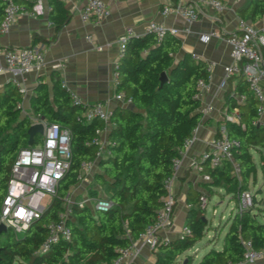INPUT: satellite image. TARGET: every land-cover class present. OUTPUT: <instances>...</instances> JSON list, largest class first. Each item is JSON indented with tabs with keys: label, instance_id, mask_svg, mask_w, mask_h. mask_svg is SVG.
I'll use <instances>...</instances> for the list:
<instances>
[{
	"label": "trees",
	"instance_id": "1",
	"mask_svg": "<svg viewBox=\"0 0 264 264\" xmlns=\"http://www.w3.org/2000/svg\"><path fill=\"white\" fill-rule=\"evenodd\" d=\"M6 1L0 0V19ZM47 1L49 19L58 31L72 13L62 0ZM255 4L254 19L264 13V0H256ZM117 72V91L131 97L132 104L111 113V154L100 158L96 156L98 144L92 139L104 123L97 119L80 121L83 107L71 102L70 93L58 78L53 76L51 89L46 82L37 84L30 102L32 114L71 129L72 162L60 181L58 194L43 215L21 235L10 231L0 235V264L16 261L18 264H113L120 250L155 220L166 193L164 180L172 171L174 159L180 156L185 138L201 121L198 81L207 80L209 72L205 61L195 59L192 53L181 52V40L170 32L161 39L151 32L130 36L124 55L118 60ZM232 78L225 90V106L229 111L237 106L241 119L223 122L229 137L236 141L232 148L233 161L240 173L239 176L233 173L231 161L211 167L208 160L202 161L201 172L210 176L207 186L222 187L239 202L241 192L257 183L254 151L259 152L264 171V124L260 121L258 100L248 90L246 80L238 75L234 83ZM235 93L245 94L246 99L239 102ZM21 100L15 86L8 85L0 91V208L7 194L13 162L19 151L28 146L31 118L22 114ZM84 160L97 163L99 170L94 172V178L106 184L105 193L112 206L93 211L89 205L74 204L69 219L72 239L41 251L48 234L47 224L63 208L62 198L77 183ZM91 191L92 196L99 193ZM200 196L196 195L197 203H191L187 214L189 231L159 243L153 251V260L146 264H173L205 236L206 207L201 205ZM249 247L257 250L264 247V219L254 208H237L230 217L221 247L210 248L195 264L237 263L244 260ZM185 264H194V258Z\"/></svg>",
	"mask_w": 264,
	"mask_h": 264
},
{
	"label": "built area",
	"instance_id": "2",
	"mask_svg": "<svg viewBox=\"0 0 264 264\" xmlns=\"http://www.w3.org/2000/svg\"><path fill=\"white\" fill-rule=\"evenodd\" d=\"M26 1L28 2L20 3L16 0H7L0 19V74L9 73L11 82L21 91H24L21 86V78L34 67L43 64L44 51L38 45L4 46L1 43V36L10 31L18 15L25 13L41 15L45 13L46 0ZM206 6L211 7L219 16L225 8V2L224 0H194L188 3H173L164 5L162 14L165 16L173 13L178 14L185 19L188 25H191L206 15L204 10ZM109 14L110 7L105 0H85L80 10V17L83 21L95 24L100 23ZM184 31L189 32V26ZM146 32L154 33L158 39H161L167 32L176 34L179 30L176 28L169 29L162 22L150 21L146 25ZM132 35L133 30L128 28L119 37V58L124 55L126 41ZM219 35L220 33L217 31H211L201 34L200 39L207 43L213 37ZM86 38L91 41L93 36L87 35ZM225 39L230 45L232 62L225 65L224 76L219 86L226 89L228 81L233 75H241L246 80L248 90L258 100V113L261 116L264 110V90L261 84L264 81V33L254 25L241 19L238 30L228 33ZM193 57L202 59L198 54H193ZM205 63L209 76L207 80L200 79L198 81L197 96L199 98L205 90L210 88L212 63ZM117 66L118 62L114 67L116 81ZM61 86L67 88L65 80H61ZM70 96L73 104L83 107L80 121L87 122L97 119L104 123L103 128L97 129V135L92 139V142L98 144L97 158L110 155L109 144L111 141L102 139V134L106 130V124L110 122L111 110L107 108L104 101L87 103L76 94H70ZM115 97L124 105L132 104V98L126 97L123 91H118ZM245 99V94L237 95L239 102ZM211 108V105H207L202 108L201 112L205 114ZM30 118V125L43 124L44 133L37 139L36 143L21 149L16 156L12 165L11 177L7 184V194L0 208V223L5 224L16 235L23 234L51 205L54 196L58 194L60 181L69 170L72 162L71 129L62 126L58 122H49L44 118L36 116H30ZM240 119L241 113L237 106L224 116V121L240 122ZM196 131L197 126L193 129L192 134L185 138L183 149L180 151L181 154L174 159L172 171L164 180L166 193L162 198L163 203L157 211L155 220L146 225L136 238H132L128 246L120 250V254L114 259L113 264H140L139 259L144 249H148L153 253L159 243L169 240V237L163 233L174 224V212L177 204L173 189L174 182L181 169L183 156L196 139ZM235 144L236 141L229 137L226 124L223 122L219 125L216 136L208 143L207 149L200 155L199 161L194 160L193 165L201 170V164L204 160H208L211 167H221L226 161H231L233 163V173L239 176L240 168L233 161L232 148ZM96 167L97 163L94 161H82L76 184L85 181L89 174H94ZM202 178L205 181L210 180L207 173H203ZM72 187L62 198L63 208L57 212L56 218L47 224L48 234L40 246L41 251H48L52 246L72 239V228L69 225V219L72 217L74 204L79 206L89 205L93 211L107 210L112 206L109 197L101 194L92 196L89 192L83 198L76 199L72 194ZM89 189L92 190V187ZM255 193L251 186L243 190L240 194L238 208H252L255 205L253 201ZM200 203L203 207L207 206V195L202 194L200 196ZM188 231L189 227L185 224L181 229V234ZM263 256L264 247L259 250L249 247L243 261L230 264H255Z\"/></svg>",
	"mask_w": 264,
	"mask_h": 264
},
{
	"label": "crops",
	"instance_id": "3",
	"mask_svg": "<svg viewBox=\"0 0 264 264\" xmlns=\"http://www.w3.org/2000/svg\"><path fill=\"white\" fill-rule=\"evenodd\" d=\"M62 1L72 16L58 31L49 19V5L46 0L44 14L18 15L10 31L1 36V43L4 46L38 45L44 51L43 64L34 67L21 78L24 91L17 87L22 96L20 107L23 115L34 116L30 102L36 86L43 81L51 89L53 76L58 78L60 83L61 80H65L68 92L80 96L87 103L104 101L111 111L128 106L115 97L118 91L114 67L119 60V37L128 28L133 30L135 36L144 35L146 25L150 21L162 22L169 29H178L179 32L173 35L181 40V52L192 53V56L198 54L202 57L201 60L212 63L210 88L200 97L199 111L202 116L197 125L196 139L183 156L181 169L174 182L173 189L177 200L174 224L163 233L170 239L176 238L186 224L191 203H197L196 195L205 194L210 197L218 190V187L207 186V181L202 178L203 173L193 165V161H199L208 143L216 136L217 128L223 123L225 114L229 112L225 106L226 89L219 86L224 76L225 65L232 62L230 45L225 37L228 33L238 30L241 19L264 33V13L256 19L253 18L256 0H224L225 8L219 16L211 7L206 6L204 8L206 15L188 25L178 14L163 15L162 8L164 5L188 3L194 0H105L110 7V14L100 23L95 24L83 21L80 17V10L85 0ZM188 26L190 31H184ZM211 31H217L220 35L213 37L207 43L201 41L200 35ZM87 35H92L93 39L88 40ZM99 46L101 48H98ZM236 76L238 75L231 77L234 83L237 81ZM261 84L264 90V81ZM8 85L15 86L10 80L9 73L0 74V91ZM238 94L240 93L234 94L236 98ZM207 105H211L212 108L204 114L201 111ZM260 121L264 124V110ZM110 130L109 122L102 134V139L105 141L109 140ZM262 151L264 154V148ZM255 162L258 168L257 180L260 177L264 179V173L259 168L260 157L255 158ZM96 170H99L98 166ZM76 185H78L77 193L82 194L83 197L88 194L90 187L102 191V184L97 182L93 173ZM153 258L154 254L144 249L139 263H149ZM255 264H264V256Z\"/></svg>",
	"mask_w": 264,
	"mask_h": 264
},
{
	"label": "rangeland",
	"instance_id": "4",
	"mask_svg": "<svg viewBox=\"0 0 264 264\" xmlns=\"http://www.w3.org/2000/svg\"><path fill=\"white\" fill-rule=\"evenodd\" d=\"M41 135L42 134H39L38 139L41 137ZM254 156L257 159L260 157L257 152L254 153ZM259 168L261 171H263L261 165L259 166ZM77 186L78 185H74L72 187V194H74L76 199H81L83 198V196L82 194L77 193ZM250 186L252 187L254 193L258 189H262V193L257 195V200L259 202L253 205L252 208L256 210L260 218L264 219V179L260 177L255 185L252 184ZM105 187L106 184H102V191L99 190V192H101V195H107V193L104 194ZM87 193L92 195V191H90V189ZM207 197L208 204L206 206L205 218L207 220L208 228L206 230L205 236L201 240H199L191 249L179 255L176 259V262H174L173 264H185L187 263L189 258H194L195 264L210 248L221 247L224 235L230 224V217L237 211L238 201L237 199H232L231 194H226L222 187H218V190H216L215 193H213L210 197L209 195H207ZM8 231L14 233L11 229H8ZM4 234L6 233H3L1 235L4 236ZM18 263L19 261H16L14 264ZM22 264L28 263L23 262Z\"/></svg>",
	"mask_w": 264,
	"mask_h": 264
},
{
	"label": "water",
	"instance_id": "5",
	"mask_svg": "<svg viewBox=\"0 0 264 264\" xmlns=\"http://www.w3.org/2000/svg\"><path fill=\"white\" fill-rule=\"evenodd\" d=\"M135 36V35H133ZM166 78V73L164 72L162 74V79L164 80ZM112 110L111 112H113ZM28 145H33L35 143V136L39 134L44 133V126L42 123H35L29 126L28 130ZM262 193V189H258L256 193L253 195V201L255 204H257L259 201L257 200V195ZM8 231V228L5 224L0 223V235L3 233H6Z\"/></svg>",
	"mask_w": 264,
	"mask_h": 264
}]
</instances>
